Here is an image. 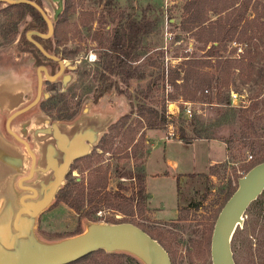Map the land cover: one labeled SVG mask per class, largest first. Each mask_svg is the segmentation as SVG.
I'll return each mask as SVG.
<instances>
[{"label": "rangeland", "instance_id": "1", "mask_svg": "<svg viewBox=\"0 0 264 264\" xmlns=\"http://www.w3.org/2000/svg\"><path fill=\"white\" fill-rule=\"evenodd\" d=\"M38 1L48 17L55 19L60 16L64 0ZM70 1L74 12L61 25L63 44L58 47L59 51L64 53L60 58L64 69L60 75L54 77L56 74L50 75L46 68L47 76L54 77L52 79H48L45 72L41 71L39 101H42L45 107L53 109L39 107L37 111L44 115L48 126L57 124L59 128L61 125L64 129L85 127L77 124L82 118L103 121L108 117L112 121L103 130L99 129L98 139L90 150L96 151L93 155V165L100 163L99 165L108 168V190H116L119 184L125 195H131L136 190L137 180L131 176L141 168V161L147 156L146 151L150 146L144 140L143 149H137L133 157L130 148H126L127 136H114L115 131L120 129L121 133L124 132L126 126L121 127L123 122L137 128L139 106L145 105L159 110L165 106L167 110L166 99H170L171 94L178 98H171L176 100L172 107L174 117L170 119L167 128L155 129L150 133L154 146L151 149L149 169L155 172L164 169L166 172L163 176H150L147 184L152 196L150 207L153 215L159 220L153 219L149 214H122L105 203H101L94 211L89 208L91 214L83 213L79 217L65 203L54 202V198L46 212L39 216L35 226L39 240L52 243L82 233L87 223L105 224L111 220L125 219L142 226L158 238L165 246L172 264H212L210 243L214 217L222 206L230 185L235 184V176L244 174L250 162L264 157V91L261 89V81L250 79L244 82L245 77L233 69L228 74H219L215 67L216 57L208 56L207 50L211 44L207 43L208 30L203 27L216 19V16L207 9V5H203L204 3H201V14L208 20L203 26H195L193 23H181L183 16L187 15L183 6L190 0ZM234 1L242 4L245 0ZM253 1L251 0V5L254 4L260 10V5L258 7ZM143 13L153 19L155 25L142 36L137 59L130 62L131 67L136 70V75L129 80L128 85L118 77H113L111 86L98 95L96 89L99 85V55L104 51L105 45L112 38L114 28L123 16L129 15L139 19ZM252 14L253 9L250 8L247 16ZM237 15L238 11L233 8L229 20L221 23H232V19ZM7 17L8 14L0 6V83L9 81V90L17 84H27L30 98L21 100V103L25 104L36 95L38 70L32 67V59L26 50L14 47L21 27L8 25ZM227 45L226 50L221 52L223 55H227V50H232L234 46L228 43ZM189 60L196 61L194 67L200 72L212 73L215 76L208 86L207 95L197 92L193 100L187 98L193 94V88L184 84L180 69L176 82L179 86L167 84L165 79L170 67L179 65L185 68V61ZM207 61H210L209 64ZM230 89L245 96L249 106L247 110L239 108L232 111L227 107ZM179 98L190 102L191 116H183L184 121L177 118L183 113L184 107L182 102L177 101ZM69 114L72 116L67 118ZM191 122L206 128L213 138L226 142V157L215 164L214 174L209 178L194 177L195 175L188 178L189 173L206 170L204 164L208 158V146L205 142H169L167 159H161L165 150L164 135H168L169 130H173L175 136L181 131L191 134ZM110 125H115V129L109 128ZM2 131L4 133L1 135L5 134L3 140L12 141L6 133L5 120L0 112V132ZM102 138L108 139L107 143L102 144L105 147L103 149L100 148ZM98 145L100 147L96 148ZM17 153L22 156L20 149ZM212 156L218 158L219 149L214 148ZM0 168L6 173L0 185V196H5L7 192L14 194L16 190L13 189L12 175H15V169L8 164H0ZM178 174L181 175L182 187L179 201L176 195ZM27 175L19 179L22 186H25L23 182ZM72 177L85 179L87 171L73 170ZM70 180L72 181V178L63 179L61 186ZM17 186L20 188L18 183ZM187 196V202L190 201L188 210L181 212V219H178L177 204H184ZM231 249L235 264H264V189L245 210L242 223L237 225L232 235ZM120 258L123 264H142L130 257Z\"/></svg>", "mask_w": 264, "mask_h": 264}, {"label": "trees", "instance_id": "2", "mask_svg": "<svg viewBox=\"0 0 264 264\" xmlns=\"http://www.w3.org/2000/svg\"><path fill=\"white\" fill-rule=\"evenodd\" d=\"M32 1H35L43 8L40 1ZM254 2L258 7L260 5L259 8H261V11L258 10L254 4L251 5V0H245L242 4H239L238 1L234 0H232V2H228L227 0H222V2H219V0H190L183 6V10L187 15L186 17L183 16L181 23H193L195 26H203L202 24L208 20V18H205V16L203 17L201 14V12H203L201 3H204L203 5H207V9L216 16V19L211 20V23L208 25L204 24L203 26L206 30H208L209 33L207 43L211 44L207 52L209 57H216L215 67L219 71V74H222V72H224V74H228L231 69L237 70L245 77V79H243L244 82H247L250 79L254 80L255 82L260 80L261 89L264 91V0H254L253 3ZM0 6H2L5 13L8 14V25L21 27V32L14 47L16 49H24L29 53L32 59V67L35 70H37L39 66H45L50 75L55 74L59 69V64L55 60L46 57L38 49V47L26 37L27 31L30 30L37 31L42 34L47 33V24L41 13L34 6L28 3H8L0 1ZM233 8H236L238 15L232 19V23H221V21L229 20L231 10H233ZM250 8L253 9V14L252 16H247V12L250 10ZM73 12L74 6L72 2L70 0H64L63 10L61 11L60 16L55 19L49 17L53 24L52 35L47 38L36 34L32 35V39L39 43L49 55L62 58L64 53L60 52L58 49V47L63 44V31L61 30V25L68 20L69 16L73 14ZM154 25L155 22L153 19L148 18L144 13L139 19L129 15L122 17L113 30L112 38L105 45L104 51L99 55V85L96 89V93L98 95L103 94L106 88L111 86L113 77H118L121 82L128 85L129 80L136 75V70L131 67L130 62L137 59V50L140 46L142 36L148 33L154 27ZM227 43L233 44L234 46L232 47V50H227V55H223L222 53L228 46ZM195 62L196 61L191 60L185 61V63H187L185 68H182L179 65H175L172 68L170 67V71H167L165 78L167 84L179 86L176 85V82L179 78L178 69H180L183 73L181 79L183 80L184 84L193 88V94L190 97H187L192 100L196 98L197 92H200L201 95H207L206 93L209 92L208 86L211 85L215 78L212 73L200 72L198 69H196L194 67ZM207 62L209 64L210 61ZM231 91L235 90L230 89L228 92V97ZM215 95L217 94L215 93ZM171 98L178 97L171 94L170 99L167 98L166 101H173ZM219 100H221L220 96ZM247 102V99H245L244 104H239L238 106L232 105L229 97L226 105L232 111L239 110V108L245 111L249 108ZM39 107H42L43 109L45 108L46 110L53 109V107H45L42 101H39L29 110L16 115L10 122V129L19 137L26 140L30 146V149L34 153L36 157L35 168H41L44 165L42 160L43 145L42 142L36 140L30 135L36 128L45 127L48 124L44 115H42L39 110L37 111ZM12 112L13 111L5 110L1 115L3 116V119L6 120V118L9 117ZM180 114L181 115L177 117L178 120L184 121V113ZM71 116L72 114H69L67 115V118ZM137 116L139 118L137 121V128L131 127L130 124L127 125L125 122H123L121 127L126 126L124 132L121 133L120 129H117L115 131L116 135H114L117 136L122 134L127 136L126 148H130V154L133 157L136 155L138 151L137 149H143L144 140L146 141L145 129L167 128L171 122L170 119L174 117L173 115L170 116L166 113L165 106L159 110L155 107L145 105L139 106L137 110ZM110 122L112 121H110L108 117H106L103 121H99V119L94 118H82L77 124L80 126L94 125L96 128L103 130ZM23 124H27V135L25 136H22L20 133V127ZM59 126L62 131L67 133L72 132L75 128L74 126L70 129H64L63 126ZM109 128L115 129V125H110ZM126 132L127 134H125ZM172 138L185 143H190L195 139H209L213 137L208 134L206 128L192 123L191 134L181 131L179 135L175 136L174 134ZM12 140L14 141L15 146L20 149L23 161L20 172L13 176V189L16 191L11 195L13 197L15 209L17 210L21 206L19 203L20 196L26 194L27 192L24 189L19 188L15 181L28 174L31 158L20 142L13 138ZM220 140L224 142L223 139ZM100 141L101 147L98 145L96 148H105L102 144L107 143L108 139L102 138ZM224 143L226 146V142ZM95 154L96 151L93 149L92 152L75 158L71 162L69 165V170L65 174L64 179L66 178L69 180L72 178V181H67V183L63 186L60 185L54 202L65 203L69 208L75 211L79 217L83 215V213L85 215L91 214L89 208L90 210L93 209L94 211L98 209L101 203L107 204V206L119 211L122 214H133L136 212L138 215L146 216L147 212H149L147 205L149 195L146 192L145 187V160L149 154V148L146 151L147 156L143 161H141V168L137 173L132 174L131 176L137 180V188L131 195H125L122 193V186L120 184L116 190H108V168L99 165L100 163L95 166L93 165V155ZM262 161H264V157L250 162L244 170V174L254 165ZM214 166L215 164L211 165L206 173L191 174V176L198 175L209 178L210 175L214 174ZM77 169L81 171L86 170L87 177L85 179L72 177V171ZM244 174L235 176V184L230 185L222 206L235 191L238 186L239 178H241ZM30 183H32V181H29V184ZM35 189L38 191L37 186ZM38 198H40L39 193L34 198V200ZM4 201L5 196H0V211L3 208ZM189 203L190 201L187 203V205ZM187 205L178 208V219H181V212L188 210ZM85 207L88 209L83 210ZM218 213L215 215L214 220H216ZM119 222L128 221L125 219L109 221V223ZM129 223H133L140 227L152 238L156 239L165 249V246L162 244V242L145 228L136 224L135 222ZM89 224L90 223H87L86 228ZM126 254L128 256H126ZM120 257H125L126 259L130 257L136 262L145 264L139 257L128 251H106L102 248L94 250L89 254L80 257L79 259L65 264H123V261Z\"/></svg>", "mask_w": 264, "mask_h": 264}, {"label": "water", "instance_id": "3", "mask_svg": "<svg viewBox=\"0 0 264 264\" xmlns=\"http://www.w3.org/2000/svg\"><path fill=\"white\" fill-rule=\"evenodd\" d=\"M8 3H28L34 6L42 15L47 24V33L42 34L34 30L27 31L26 37L48 58L59 64L54 77L61 74L64 64L61 59L49 55L44 48L32 39L36 34L47 38L53 33L51 19L44 9L32 0H0ZM37 92L34 99L23 108L14 111L6 119V130L17 141L23 143L32 158L29 178L34 170L35 157L28 143L10 129L11 120L18 114L29 110L36 105L41 96L42 73L46 74V67L39 66ZM48 79L54 77L47 76ZM78 158L70 153L64 163L56 169V183L63 179L71 162ZM20 184V182H19ZM30 190L20 196V207L14 212L10 222H0V264H65L83 257L97 249L106 251L124 250L139 257L145 264H172L168 252L162 245L144 230L133 223H90L87 228L75 236L61 239L52 243L39 242L31 235V222L28 215L33 217L38 207H32L29 199L37 196V189L31 186H22ZM264 189V161L254 165L238 180V186L220 209L214 222L210 254L212 264H235L231 249V238L237 227L243 221V214L250 203L255 200ZM40 198L34 200L38 201ZM4 207V205H3ZM0 211V217L3 212Z\"/></svg>", "mask_w": 264, "mask_h": 264}, {"label": "crops", "instance_id": "4", "mask_svg": "<svg viewBox=\"0 0 264 264\" xmlns=\"http://www.w3.org/2000/svg\"><path fill=\"white\" fill-rule=\"evenodd\" d=\"M8 87H9V81L4 80V82L0 83V112L1 114L4 113L5 110H11L13 112L17 111L23 108L24 106H26L27 104H29L34 99L33 98L32 100H28V102L25 104L21 103L22 102L21 100H23V98L25 97L27 99L30 98L29 97L30 94L28 93L30 90L27 84H20V85L17 84L16 86H14V88L11 87L10 90L7 89ZM21 127H22L21 132L23 135H25L26 134V124H23ZM5 129H6V122H5ZM154 130L155 129L145 130V138L147 141L146 143L150 145L149 154L145 160V187H146V192L149 195L148 204H147L149 212H147V214H149V216H151L153 219L159 220V219H156V217L153 215L152 208L150 207V200L152 196L147 188V184H148V180L150 176L157 177V176H163L166 174V172H164V169L157 170L156 172L149 169L148 164H149V160L151 157L150 156L151 149H152V146H154L151 142L150 133ZM3 133H4L3 131L0 132V161L2 162V165L8 164L9 166L18 170L22 164L21 156L20 154L17 153L18 150L16 146L14 145V143L10 142L9 140L8 141L5 139L3 140V136L5 135L4 134L2 136L1 134ZM98 134H99V129H97L94 125H87L85 127L74 129L70 133L63 132L57 126V124H52L51 126L47 125L45 127L37 128L33 131L34 137L44 142L43 162L45 164V168L42 169V171L44 170L49 171V174L42 177V179L39 182L40 199L38 201H34V198L29 199L30 204L32 205L33 208H35L36 206L38 207L37 212L35 213L33 217H30L29 215L27 216L31 222V235L34 237L35 240L41 242L36 234V229H35L38 218L39 216L43 215V213H45L46 210L49 208L50 204L55 198V195L62 183V181L59 184L56 183V169L64 163V161L66 160L67 156L70 153H74L78 157L88 154L91 150V146L98 139ZM163 138H165L164 139L165 150L163 151V155L161 159L163 158L164 160L165 158L167 159V156L169 154L168 148H167L168 143L169 142H182V141L168 137L166 134L164 135ZM196 142H205L208 146L207 147L208 158H206V164H204L206 170L202 172L189 173L188 178H192L193 175L191 176V174L206 173L208 171V168L211 165L221 162L226 157L225 143L221 141L220 139L201 138V139H195L190 143H196ZM214 148L219 149L218 158H215L214 156H212V150ZM5 176H6V173L0 168V185L3 181V178H5ZM180 176H181L180 174L176 176V195H177L178 201L182 194ZM194 177H201V176L195 175ZM177 178H178V184H177ZM188 200H189V196H187L184 204H177V214H178L177 217L179 216L178 208L181 206H186L188 203L187 202ZM7 204L10 206V214L8 218V222H10L14 216L15 205H14L13 197L9 192L5 194L4 207ZM176 218H173V219H176ZM173 219H170V220H173ZM162 221H167V220H162Z\"/></svg>", "mask_w": 264, "mask_h": 264}, {"label": "flooded vegetation", "instance_id": "5", "mask_svg": "<svg viewBox=\"0 0 264 264\" xmlns=\"http://www.w3.org/2000/svg\"><path fill=\"white\" fill-rule=\"evenodd\" d=\"M7 119V118H6ZM5 122H6V120H5ZM48 125V124H47ZM26 126H27V124H26ZM21 128L22 127H20V133L22 134V132H21ZM37 129V128H36ZM34 131V130H33ZM7 132V131H6ZM8 133V132H7ZM8 135L9 136H11L13 139H15L12 135H10L9 133H8ZM25 135H27V128H26V134ZM25 135H23L22 134V136H25ZM31 137H33V138H35L34 137V135H33V132L31 133V135H30ZM10 137V139L12 140V138ZM21 138V137H20ZM23 139V138H22ZM36 139V138H35ZM16 140V139H15ZM24 140V139H23ZM36 140H38V139H36ZM17 141V140H16ZM26 141V140H25ZM38 141H40V142H42V145L44 146V142L43 141H41V140H38ZM10 142H12V143H14V141L12 140V141H10ZM19 142V141H18ZM27 142V141H26ZM21 143V142H20ZM28 143V142H27ZM22 145H23V143H21ZM15 145V144H14ZM29 145V144H28ZM24 146V145H23ZM43 146H42V158H43ZM30 147V146H29ZM17 148V147H16ZM24 148H25V146H24ZM26 149V148H25ZM17 150H19L18 148H17ZM27 151V150H26ZM32 151V150H31ZM29 154V153H28ZM34 154V153H33ZM30 155V154H29ZM34 157H35V155H34ZM30 158H31V156H30ZM21 159H22V156H21ZM43 160V159H42ZM22 163H23V161H22ZM0 164L2 165V162L0 161ZM31 164H32V158H31V161H30V165H29V170H28V175H29V172H30V168H31ZM43 164H44V162H43ZM36 166V157H35V161H34V167ZM21 167H22V164H21V166L19 167V169L18 170H16L15 169V172H14V174H16V173H18V172H20V170H21ZM45 168V164L43 165V167H39V168H34V170H33V172H32V174H31V176L29 177V178H25L24 180V182H23V184L25 185V186H27V185H29V186H32V187H38V193H39V182H40V180L42 179V177H44V176H46V175H48L49 174V171H47V170H44V171H42V169H44ZM68 170H69V168H68ZM67 170V171H68ZM27 175V176H28ZM12 176H14V175H12ZM20 179V178H19ZM19 179L17 180V181H15L16 182V184L18 183L19 184ZM29 181H32V183H30L29 184ZM20 185V184H19ZM21 188V187H20ZM22 189V188H21ZM27 193H31V191L30 190H25ZM39 197H40V194H39Z\"/></svg>", "mask_w": 264, "mask_h": 264}, {"label": "built area", "instance_id": "6", "mask_svg": "<svg viewBox=\"0 0 264 264\" xmlns=\"http://www.w3.org/2000/svg\"><path fill=\"white\" fill-rule=\"evenodd\" d=\"M207 92V90H206ZM229 97H230V101H231V104L232 105H236L238 106L239 104H244L245 103V96L238 93V92H235V91H231L230 94H229ZM178 102H182V104L184 105L183 107V113H184V116L186 117H190L191 116V108H190V102L188 101H182L181 99L177 100ZM167 102V110H166V113L168 115H172L174 114V110H173V102L175 101H166ZM176 110V109H175ZM168 137H173L174 136V131L173 130H169L168 133H167Z\"/></svg>", "mask_w": 264, "mask_h": 264}, {"label": "bare ground", "instance_id": "7", "mask_svg": "<svg viewBox=\"0 0 264 264\" xmlns=\"http://www.w3.org/2000/svg\"><path fill=\"white\" fill-rule=\"evenodd\" d=\"M11 194V193H10ZM9 214H10V206L7 204L5 207H4V210L2 212V215L0 217V222L3 223V222H7V219L9 218Z\"/></svg>", "mask_w": 264, "mask_h": 264}]
</instances>
